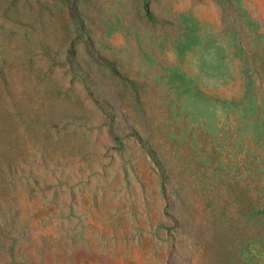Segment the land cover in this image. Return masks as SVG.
<instances>
[{"label":"rangeland","instance_id":"374dc122","mask_svg":"<svg viewBox=\"0 0 264 264\" xmlns=\"http://www.w3.org/2000/svg\"><path fill=\"white\" fill-rule=\"evenodd\" d=\"M0 264H264V0H0Z\"/></svg>","mask_w":264,"mask_h":264},{"label":"water","instance_id":"95a60500","mask_svg":"<svg viewBox=\"0 0 264 264\" xmlns=\"http://www.w3.org/2000/svg\"><path fill=\"white\" fill-rule=\"evenodd\" d=\"M9 212L7 211H2L0 212V244H2V234L6 228H8V217Z\"/></svg>","mask_w":264,"mask_h":264}]
</instances>
